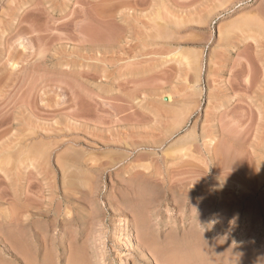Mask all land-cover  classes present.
I'll use <instances>...</instances> for the list:
<instances>
[{
  "label": "rangeland",
  "instance_id": "374dc122",
  "mask_svg": "<svg viewBox=\"0 0 264 264\" xmlns=\"http://www.w3.org/2000/svg\"><path fill=\"white\" fill-rule=\"evenodd\" d=\"M25 257L264 264V0H0V264Z\"/></svg>",
  "mask_w": 264,
  "mask_h": 264
},
{
  "label": "bare ground",
  "instance_id": "6f19581e",
  "mask_svg": "<svg viewBox=\"0 0 264 264\" xmlns=\"http://www.w3.org/2000/svg\"><path fill=\"white\" fill-rule=\"evenodd\" d=\"M125 221H128V220H125ZM126 226L124 227V232L122 233V236H127V235H129V234H131L132 232H133V229H132V227H131V225L128 223V222H126V224H125ZM123 255H125V252L123 253ZM26 259V261H25V264H49V260H46V259H44L43 258V260L41 261V262H36V263H31L32 261H30V259H28L27 257H25ZM172 262V261H171Z\"/></svg>",
  "mask_w": 264,
  "mask_h": 264
}]
</instances>
